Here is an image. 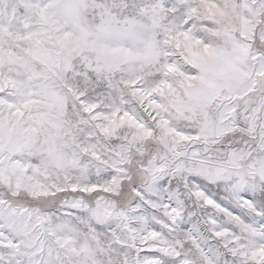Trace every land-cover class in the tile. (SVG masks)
<instances>
[{"label":"snow or ice","instance_id":"1","mask_svg":"<svg viewBox=\"0 0 264 264\" xmlns=\"http://www.w3.org/2000/svg\"><path fill=\"white\" fill-rule=\"evenodd\" d=\"M0 264H264V0H0Z\"/></svg>","mask_w":264,"mask_h":264}]
</instances>
